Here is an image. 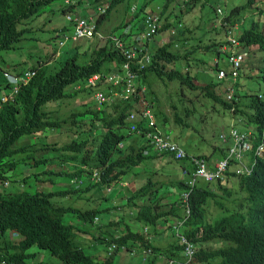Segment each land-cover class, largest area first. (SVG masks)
<instances>
[{
    "label": "trees",
    "instance_id": "obj_1",
    "mask_svg": "<svg viewBox=\"0 0 264 264\" xmlns=\"http://www.w3.org/2000/svg\"><path fill=\"white\" fill-rule=\"evenodd\" d=\"M54 1L0 0V97L12 90L11 75L33 71L12 98L0 101V264H56L57 259L61 264H138L133 253L139 251L144 253L140 264H169L170 258L181 263L182 246L175 236L177 228L196 244L205 241L196 236L201 229L207 235L219 232L247 264H264V158L257 159L251 173L235 175L226 169L224 180L206 182L198 178L190 185L188 174L182 178L166 174L159 152L153 151L144 139L149 128L146 113L149 104H142L141 96L133 100L136 107L124 97L122 84L105 85L103 78L104 93L116 95L98 106L91 98L97 86L85 88L83 83L93 73L121 69L124 62L136 72L146 65L148 57L152 63L142 69L139 77L161 79L166 66L176 63L185 53L171 49L192 46L188 39L203 42L207 38L202 34L191 38L192 28L184 22L179 35L171 37L179 43L177 46L174 40H169L149 50L146 37L136 40L137 36L146 35V14L171 16L175 1L179 0H160L157 4L153 0H89L91 6L83 7L92 8L95 21L81 19L96 28L95 33L71 40L79 20L65 18L67 25L61 28L70 37L63 47L66 53H71L55 71L48 69L56 54L55 46L50 48L51 42L38 40L33 52L41 56L45 50L47 55L35 59V63L5 60L3 54L9 51L23 53L28 49L24 47L25 40L31 38L44 8ZM189 1L188 9L192 2H197ZM257 1L246 0L245 5L251 7ZM183 2L187 4V0ZM74 5L65 4L60 13L75 15ZM102 7H105L103 12ZM54 16L49 19L51 23L55 22ZM112 22L119 24L115 26ZM128 24L129 32L118 31ZM169 26L165 23L159 31ZM55 30L58 28L52 29L56 33ZM98 30L120 39L122 45L117 47L108 39H98V35L103 37ZM211 32L208 31V36ZM149 38L152 40L153 35ZM249 40L255 42L244 44L249 73L241 83L244 91L241 93V86L235 84L233 101L221 100L226 111L232 107L243 111L240 106L247 105V123L251 119L261 131L264 92L252 90L247 82L260 80L257 84L264 86V32L259 30ZM165 73L190 89L203 90L205 95L208 89L213 91L212 78L198 88L178 67ZM120 75L127 78L121 72ZM158 82L148 85L142 95L146 101L155 103L152 107L155 123L157 117L163 116L161 92L154 95L151 92ZM74 83H83L84 88L78 91L74 86L66 90ZM82 92L84 97L80 96ZM133 110H139L141 123H135L138 132L130 130L131 122L127 119ZM261 140L257 136L253 144L256 146ZM215 148L225 154V146ZM218 158L214 154L206 156L209 162ZM233 162L237 163L230 161ZM125 179L134 191L125 196L124 203L110 204L113 196L107 189L117 188ZM32 184L35 190H23ZM235 189L240 190L239 196H234ZM184 194L187 201L183 200ZM89 203L95 205L89 207ZM212 213L216 219L214 226H210ZM100 216L105 221L94 223V218ZM88 235L96 240L86 239ZM159 235L163 242L152 243ZM92 241L105 250L112 244L115 246L109 255L96 261L92 255L97 247L88 254L83 251Z\"/></svg>",
    "mask_w": 264,
    "mask_h": 264
},
{
    "label": "clouds",
    "instance_id": "obj_2",
    "mask_svg": "<svg viewBox=\"0 0 264 264\" xmlns=\"http://www.w3.org/2000/svg\"><path fill=\"white\" fill-rule=\"evenodd\" d=\"M83 2H86V0H67L66 5L75 4L73 8L76 13V11L80 10V8H76L81 4L83 6ZM245 3L246 0H244L241 4H233L229 11H224L221 7L217 6L214 9L215 17L207 24V27L209 28V30H207H211L212 32L203 42L202 40H196L194 42V39H188V42L192 44V46L183 49H171L172 51L180 54L185 52L184 56L178 59L176 63L168 64L166 69H164L162 78L157 80L159 82L151 89L153 95L156 91L161 92L160 106L163 111L161 120H163L164 125L162 129L159 127L158 123H155V116L152 111V107L155 105L154 101H146L142 97V95L146 93L147 86L157 81L149 80V77H144L142 80V78L139 77L142 69L152 63V58L149 60L148 57L146 65L137 68V71L135 70L136 72L132 70V67L128 62H124L121 69L110 70L107 73H93L86 79V81L83 82L85 83V88H94L97 86V88L92 91L91 98L95 100L96 105L98 106L105 101H111L116 95V93H104L103 78L106 80L105 85L122 84L124 97L129 101H132L136 107L138 106L133 100L138 99L141 96V103L145 105L149 104L150 110L146 111L149 119V128L144 135V139L149 143L150 148L153 151L159 152L164 172L166 174H175L178 178H182L188 174L187 183L190 185H192L198 178H201L206 182H210L215 179L224 180V172L226 169L235 175L251 173L257 163V159L264 158V155L262 154L264 151V129L258 131L251 123V119L247 123V113L249 112V109H246L247 105L244 104L240 106L243 111L237 110L235 107L226 111L222 104L223 101L221 100L223 99L228 103L233 101V96L235 94L234 86L235 84H239V86H241L239 79L242 76L243 69L246 66V61L248 59L244 44L248 42L254 43L255 40H249V38L254 39V37L258 35L259 30L264 32V0H258L256 3H253L251 7L246 6ZM64 6L65 5H63V7ZM104 10L105 7L100 8L101 12ZM51 11L53 12V10ZM45 12L46 11H44V13ZM186 12L187 11L183 14V11H181V15H176L173 19L169 15L162 16L160 18V16L156 14H146L144 20L146 23V35L137 36L136 40H141L143 37H146L147 40H149L150 50L151 39L149 37L151 35L154 37L167 32V36L161 38L157 42L156 47L161 46L169 40H174L171 38L172 36L179 35L184 27V22L185 25L188 24L192 28L190 37L194 38L193 35L197 28L193 25L192 20L191 23H187L181 19ZM65 18L67 20L74 19L76 21L84 20L81 18H87L89 21H95L94 14L83 17L76 14L72 15L67 12L65 13ZM165 23H169L171 26L163 31H159L161 26ZM113 24L118 26L119 23L113 22ZM129 27L130 24L124 26L122 31L124 33L129 32ZM216 28L219 29V32L216 31ZM95 29L96 28L93 29L94 33ZM101 34L103 37L98 35V39H108L109 42H115L117 47V43H121L120 39L112 35ZM69 37L70 36L65 34L63 30L58 37H53L54 39L52 38L56 54L55 56H52L50 62L48 63L49 70L53 60L59 59L63 55L66 57L69 53H71L70 51L66 53L65 50L63 53L60 51V49L63 48V44L69 39ZM74 39L75 38L71 37V40ZM174 43L175 46L179 44L175 40ZM50 48H52L51 45ZM145 48L146 47L143 45L142 49ZM194 54H201L206 61H204L202 57L195 60ZM125 64H128V68H125ZM111 67H115V65L111 63ZM175 67H178L182 73L188 74L191 77L192 83L198 88L204 87L207 80L212 78V81L214 82L213 91L211 92L208 89V94L205 95L203 90L190 89L186 85L182 84L178 79L169 78L165 72ZM120 72L123 75H126L127 78L120 75ZM32 75L33 71L31 70H25L20 74L11 75L10 81L12 84V90L9 93H6L8 95L2 94L0 101L4 102L7 101V99L12 98L15 91L18 90L21 85H24ZM246 76L249 77V73ZM98 81L102 84H99ZM256 81L260 82V80ZM82 84L74 83L73 88L75 86L76 90L81 91L82 88H84ZM173 90L178 91L180 95L177 103L168 102L165 98V95ZM162 91L164 93H162ZM239 91L243 93L244 88L241 86ZM80 96L84 97V92H82ZM199 107H203L205 109L200 114V119L204 125L215 115L224 116L226 114H231L232 116H230V124L227 132L224 133V130H222L217 134L218 142L210 143V147L207 151L193 153L188 150L185 143L189 141L191 131H195V115L197 113V108ZM127 119L131 122L130 130L138 132L135 127V123H141L139 110H133L130 112ZM238 122H240L239 125H242V128L235 125ZM172 128L175 130L174 133H180L183 143H180L177 137L173 136V132L169 130ZM257 136H259L262 140L255 146L253 144V140H255ZM218 145L225 146V154L220 153L215 148ZM118 146L121 147L122 145L118 144ZM210 154L217 155L219 158L213 160V163L209 162L206 160V156ZM234 160L237 161V163H230V161ZM210 163H212V165ZM192 167L193 170H191ZM132 191H134V187L128 179H125L117 185V188L113 190L107 189L106 192L113 196L110 200L111 204H120L126 201L125 196H129ZM239 194L240 190L235 189L234 196H239ZM182 197L184 201H187L188 197L186 194ZM213 212H215V209ZM212 214L213 222L210 226H214L216 223L215 215L214 213ZM99 221V217L94 218V223ZM175 236L180 240L183 260L180 263L178 260L170 258L168 259L169 264H247L246 259L242 255L231 250L230 241L222 237L219 232L207 235L205 230L203 232V229H201L196 234L199 239L204 238L205 241L201 244H196L193 239L184 235L180 231V228L175 230ZM77 238L79 240L83 239L81 236H77ZM86 239L96 240L93 235H88ZM152 241L154 243H162V235H159L158 237L156 236V239H152ZM94 244H96V242L92 241L88 243V247L90 246L94 249L96 247ZM114 246L115 245L112 244L108 246L106 250H100L98 248V250H95L92 255L93 259L99 261L106 255H109ZM122 248L125 249V247ZM83 251H85L84 248ZM135 255L137 254L133 253V257ZM143 258L144 257L142 256V262ZM55 261L56 264H61L58 259ZM138 261L139 259H137V263Z\"/></svg>",
    "mask_w": 264,
    "mask_h": 264
},
{
    "label": "rangeland",
    "instance_id": "obj_3",
    "mask_svg": "<svg viewBox=\"0 0 264 264\" xmlns=\"http://www.w3.org/2000/svg\"><path fill=\"white\" fill-rule=\"evenodd\" d=\"M175 1V0H174ZM244 0H197L196 4L192 2V7L190 9H188L187 7L190 4V1L188 2L187 0V4H184L183 0H179V2L175 1V3L173 2V6L174 8L172 9V15L171 18L173 19L176 15H181V11H183V14L186 12V14L184 16L181 17V19L183 21H186L187 23H191V20L193 22V25L197 28L194 32V38L198 37L200 34H202L203 36H207L208 37V30H207V24L210 23L212 21V19L215 17V12L214 9L219 6L221 7L224 11H229L231 6L233 4H241L243 3ZM153 4H157L160 3V0H153L152 1ZM83 5L85 6H89V3L83 2ZM63 7L62 4V0H56L54 1L52 4L47 5L44 8V11H46L45 13H43L41 15L40 18H38L36 20V22H38L39 24H35L33 27V33H31V38L28 40H25V49L26 47L28 49L24 50L23 53H19V52H13V51H9L6 54H3V58L5 60H16L19 61L21 59L22 60H27V62H32L35 63V59L38 58H43L47 55V52L45 50H43L42 55L38 56V54L34 53L33 51L36 50V47L39 45L38 44V40L40 41H45V42H51L50 45L53 47L54 44L52 42V37H55V32L52 31L53 27L56 26L57 28H60L63 25H67V21L65 20V16L63 14L60 13V8ZM53 10V12L51 11ZM79 11V10H78ZM53 13V14H51ZM77 13V11H76ZM53 15H55V22L51 23V21L49 19H51V17H53ZM36 19V18H34ZM33 20V19H32ZM113 23V22H112ZM111 23V26L113 27L114 25ZM122 29H118L119 32H121ZM216 31L219 32V29L216 28ZM67 33H71V31H66ZM68 35V34H67ZM29 36V34L27 35ZM167 36V32H164L160 35H156L152 38V40L150 41V48H154L157 46V42L163 38ZM34 37H36L37 39H35ZM194 42L196 41V39L193 40ZM64 47L60 49V51L63 53L64 52ZM199 55V56H198ZM194 54L195 60L196 59H200L202 56L201 54ZM65 55H63L61 58L53 60L52 64L50 66V70L51 72L55 71L58 67L59 64H61L62 59H64ZM202 59L204 61H206V59L204 57H202ZM247 62L248 59L246 61V66H247ZM246 66L244 67V71L242 73V76L239 79V83H242L243 80L245 79L247 73V69ZM248 85L250 86V88L252 90H255L259 93H263L264 92V86L263 85H258L257 82L255 81H249L247 82ZM70 88H73V84L70 85V87H68L66 90H69ZM162 93H164L162 91ZM165 98L168 102H174L177 103L180 95L179 92L176 90H173L169 93H167V95H165ZM210 109V108H209ZM205 109L203 107H199L197 108V113H196V124H195V131L192 130L191 131V135L189 137V141L187 143H185V146L188 148V150L190 152L193 153H197V152H204L207 151L210 147V143H213L215 141H217V134L219 132H221L222 130H224V133L227 132V130L229 129V124H230V116H232L231 114H226L224 116H213L205 125L204 123L201 121L200 119V114L204 111ZM157 119V123L159 125V127L162 129L163 128V120H161L160 118H156ZM240 122H238L237 124H235L236 126L238 125V127L242 128V125H239ZM203 129V131H202ZM171 132H173V136H176L178 141L180 143H183L182 138L180 137V133H174V129H169ZM220 143V141H219ZM264 148V147H263ZM264 155V151L262 153ZM36 186L35 185H30L28 187H24L23 190L26 191H33L35 190ZM15 190V187H14ZM111 204V201L109 202ZM105 203H103L102 205H104ZM95 204H91L89 203L87 206L89 207H93ZM100 221L104 222L105 218L104 216H100ZM153 243V241H152ZM97 248H99L100 250H103V248L99 245V244H94ZM84 250L86 253H91L92 252V247H88L85 246ZM144 255V253L142 251H139L137 255L134 256L136 262L137 259H139L138 263H142V256Z\"/></svg>",
    "mask_w": 264,
    "mask_h": 264
},
{
    "label": "built area",
    "instance_id": "obj_4",
    "mask_svg": "<svg viewBox=\"0 0 264 264\" xmlns=\"http://www.w3.org/2000/svg\"><path fill=\"white\" fill-rule=\"evenodd\" d=\"M93 29H94V27L89 25L86 21L80 20L78 22V24L76 25L75 35L73 36V38L83 37V36L91 37L92 33L94 32ZM117 45L121 46V43L118 42ZM127 57H129V56H127ZM125 68H128V64H125ZM110 79H111V77H110Z\"/></svg>",
    "mask_w": 264,
    "mask_h": 264
},
{
    "label": "crops",
    "instance_id": "obj_5",
    "mask_svg": "<svg viewBox=\"0 0 264 264\" xmlns=\"http://www.w3.org/2000/svg\"><path fill=\"white\" fill-rule=\"evenodd\" d=\"M84 1H85V0H84ZM86 1H89V0H86ZM66 3H67V0H62V4H63V5H65ZM88 3H89V2H88ZM89 4H90V3H89ZM90 6H91V5H90ZM79 8H80V10L77 11V13H76V15H78V16H83V17H85V16H91V15L93 14V12H92V8H91V7L84 8V7L82 6V4H81V5H79L76 9H79ZM62 27H63V26H62ZM54 29H57V27L54 26V27H53V30H54ZM55 31H56V30H55ZM62 31H63V30H62L61 27L58 28V31H56V33H55V38L58 37Z\"/></svg>",
    "mask_w": 264,
    "mask_h": 264
}]
</instances>
